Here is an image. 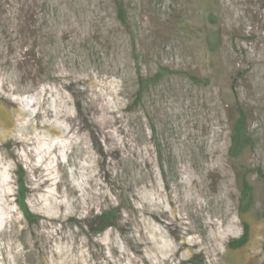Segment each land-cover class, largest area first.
<instances>
[{
  "label": "rangeland",
  "instance_id": "rangeland-1",
  "mask_svg": "<svg viewBox=\"0 0 264 264\" xmlns=\"http://www.w3.org/2000/svg\"><path fill=\"white\" fill-rule=\"evenodd\" d=\"M122 2L0 0V264H264V0Z\"/></svg>",
  "mask_w": 264,
  "mask_h": 264
},
{
  "label": "trees",
  "instance_id": "trees-1",
  "mask_svg": "<svg viewBox=\"0 0 264 264\" xmlns=\"http://www.w3.org/2000/svg\"><path fill=\"white\" fill-rule=\"evenodd\" d=\"M116 10L117 16L121 22H125V11L122 0H113ZM158 74L154 75L151 78H145L144 80L140 79L139 84L141 89L143 85L147 82L153 81L154 78H157ZM194 79L198 80L197 78L193 77ZM237 115L231 125V134H230V146L228 149V155L230 158L235 159L237 158L240 153L248 147H252L254 145V138L248 130L247 126V116L245 112L242 110L240 106H236ZM237 176V184L240 191V205L239 211L240 213L246 212L251 203H252V187L247 180L246 172L245 171H236ZM21 191L22 185H21ZM249 236V226L248 223L243 221L242 223V232L240 236L231 240L229 242V246L231 248H239L243 246Z\"/></svg>",
  "mask_w": 264,
  "mask_h": 264
}]
</instances>
